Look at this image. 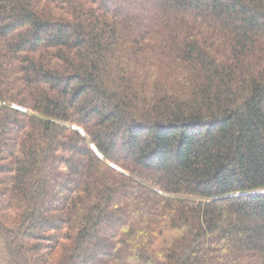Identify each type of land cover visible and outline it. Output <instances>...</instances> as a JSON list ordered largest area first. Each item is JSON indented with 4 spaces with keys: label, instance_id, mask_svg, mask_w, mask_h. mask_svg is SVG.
Returning <instances> with one entry per match:
<instances>
[{
    "label": "trees",
    "instance_id": "1",
    "mask_svg": "<svg viewBox=\"0 0 264 264\" xmlns=\"http://www.w3.org/2000/svg\"><path fill=\"white\" fill-rule=\"evenodd\" d=\"M259 190L264 0H0V264H264Z\"/></svg>",
    "mask_w": 264,
    "mask_h": 264
},
{
    "label": "water",
    "instance_id": "2",
    "mask_svg": "<svg viewBox=\"0 0 264 264\" xmlns=\"http://www.w3.org/2000/svg\"><path fill=\"white\" fill-rule=\"evenodd\" d=\"M94 149L97 151V149L95 147H94ZM262 193H264V190H259V191L252 192V194H254V195H259V194H262Z\"/></svg>",
    "mask_w": 264,
    "mask_h": 264
}]
</instances>
